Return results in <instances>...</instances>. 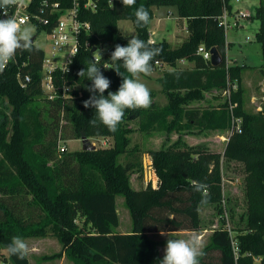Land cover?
Returning <instances> with one entry per match:
<instances>
[{"label": "trees", "instance_id": "trees-1", "mask_svg": "<svg viewBox=\"0 0 264 264\" xmlns=\"http://www.w3.org/2000/svg\"><path fill=\"white\" fill-rule=\"evenodd\" d=\"M46 1L59 3L61 7H71L73 3V0H34L28 10L32 14L40 13ZM141 4L149 11L150 21L158 8L176 7L180 24L187 22L189 35L178 46L167 40L152 43L161 49V54L152 62L153 72L159 70L157 62L172 67L158 79L168 98L167 105L152 101L147 109H126L123 122L113 133L99 121L95 127L90 125L95 110L83 106V101L92 95L88 91L90 84L87 86L86 76L80 77L78 73L94 62L93 47H108L109 52L99 65L111 81L104 95L118 90L122 77L103 65L112 66L110 55L115 45L128 43L129 38L119 29L120 21H131L136 37L149 42V24L144 28L135 24L134 12ZM230 4V0H136L134 6L124 7L121 0L112 6L104 0L96 11L84 12L83 20L91 23V31L81 37L82 48L69 71L54 74L57 96L53 99L42 87L45 52L36 44L37 36L31 52L17 51L0 73V257L3 264H31L29 256L19 260L3 253L14 236L40 238L49 232L59 237L65 257L73 264H156L157 247L148 234L200 231L201 207L206 205H215L219 213H224L225 159L242 162L249 171L247 210L241 216L246 224L237 223L234 235L225 223L217 228L202 250L200 264H214L217 256L218 264H264V103L256 114L242 110L240 85L246 65L228 63L229 42L222 24ZM45 9L44 16L53 22L52 26L56 25L57 16L49 8ZM8 10L12 16L15 8ZM3 17L0 14V19ZM256 19L260 24L257 38L264 63V0L256 8ZM87 42L91 48L86 47ZM201 45L219 52L221 66L214 67L198 53ZM180 61L194 66L181 68ZM117 64L128 75L122 62ZM260 72L264 78V65ZM19 74L22 79L26 75L31 77L26 87ZM230 84L238 85L231 99L218 106L191 107L205 99V93L225 90ZM80 85L84 91L82 96ZM64 86L68 89L65 95ZM150 92L154 98L155 91ZM231 105L234 115L243 121L241 134H231ZM136 120L138 130L145 134L158 129L191 134L192 128H197L202 132L229 131V140L224 153L207 145L190 146L184 135L172 147L146 151L153 159L159 186L153 188L150 183L137 190L131 184V173L139 171L141 166L134 157L141 149L133 147L131 141V123ZM82 137H113L115 145L111 149L59 153L60 142ZM122 157L125 162L121 161ZM192 180L208 185V204L200 205L201 194L193 189ZM118 197L125 199L132 213L134 225L130 233L117 231ZM80 222L85 224L81 227Z\"/></svg>", "mask_w": 264, "mask_h": 264}, {"label": "rangeland", "instance_id": "rangeland-1", "mask_svg": "<svg viewBox=\"0 0 264 264\" xmlns=\"http://www.w3.org/2000/svg\"><path fill=\"white\" fill-rule=\"evenodd\" d=\"M261 0H230L229 13L231 28L227 29L226 39L229 42L227 50V61L232 64L246 65L241 75L240 88L242 93V110L245 113L256 114L260 111V107L264 103V79L260 77V69L263 67L262 48L258 42L257 33L260 28L259 21L256 19V8L259 6ZM240 12L247 14L246 17H242L241 20H235L236 16ZM186 21V20H185ZM184 24V22H183ZM26 26L32 27L33 37L37 36L36 44L41 47L48 54L51 52V48L48 40H50L45 30H39L33 24ZM119 29L125 37L131 39L136 37L137 32L131 21L122 20L118 23ZM150 38L155 41L167 40L173 46H178L182 43L181 39L188 37L189 31L187 29V22L184 25L179 23V15L176 7H160L156 10V16L149 23ZM149 38V39H150ZM181 38V39H180ZM247 38L250 40L247 41ZM169 65L159 67L158 71H155L151 76L147 77L141 74L140 81L145 83L150 90L155 91L156 96L152 98V101L160 106H165L168 100L167 96L162 93L159 88V80L157 77L162 74L163 70L169 69ZM263 80V82H261ZM91 86V81L86 80ZM81 96L84 94L82 85L78 86ZM160 89V88H159ZM236 89L235 91H237ZM214 91V90H213ZM213 91L208 93H213ZM224 90H218L213 93L217 98H221V103H224L227 99L223 94ZM212 106V105H210ZM205 107V106H204ZM231 108V107H230ZM234 111V108H233ZM133 133L131 134L132 146H138L141 152L135 153L137 161L141 162L140 170H134L131 173V184L135 189L146 188L147 184L151 182L154 188L158 186L159 176L156 172V168L152 157L146 152L149 150H158L162 147H169L178 140L180 135H185L187 132H168L166 130H156L150 134H145L138 130L139 121L136 120L131 123ZM191 136V135H190ZM183 137V138H184ZM202 139H208L207 142H198L199 145H207L208 148L224 153L227 147L226 142H216L214 132H204L200 136ZM186 137L184 138V140ZM89 140L96 145L97 149H111L114 147L115 142L113 137H89ZM189 141V140H188ZM191 141V140H190ZM63 145H66V152H76L83 150V144L80 139H67L62 141ZM190 143V142H189ZM188 144V142H187ZM172 147V146H170ZM122 162H125L124 158H120ZM149 159L152 163L150 164ZM134 160V159H133ZM155 173L157 174L156 182ZM223 183H224V213H219L215 205H206L201 207V230L197 232L181 231V232H162L157 234H148L149 238L156 244L158 263L163 258L164 250L166 247L167 239L174 238H188L193 233L198 234L203 249H205L211 241L213 232L219 228L222 224L232 232H235L233 228L237 223L245 225L246 223L241 220V216L246 213L247 201H246V179L249 176V171L246 170L244 163L235 160H224L223 162ZM155 182V183H154ZM118 213L120 216V225L117 231L122 233H130L133 231V218L130 209L128 208L126 201L123 197L117 198ZM232 209V213L231 210ZM233 220V221H232ZM85 223L80 222L82 227ZM89 226L87 225V228ZM168 234V235H167ZM30 248L29 259L31 264H73L69 259L65 257L63 244L57 235L49 232L47 236L40 238H28L24 239ZM3 253L7 255L6 250ZM214 264H218V256L213 261ZM0 264L2 258L0 257Z\"/></svg>", "mask_w": 264, "mask_h": 264}, {"label": "clouds", "instance_id": "clouds-1", "mask_svg": "<svg viewBox=\"0 0 264 264\" xmlns=\"http://www.w3.org/2000/svg\"><path fill=\"white\" fill-rule=\"evenodd\" d=\"M121 2L124 7H132L136 4V0H121ZM19 3L20 0H0V14L7 17L0 19V73L14 59L17 51L31 52L34 49L32 27L22 26L16 18L7 13L8 8L17 6ZM134 15L138 28H144L149 24V11L143 4L136 8ZM160 54L161 49L152 46L151 41L146 43L135 36L128 40L126 46L115 45L110 55L112 66L103 65V67L113 69L122 77V83L116 92L109 91L107 96L104 93L110 88L111 81L101 71L98 61L89 63L86 69L78 73L80 77L86 76L91 81L88 91L92 95L83 101L84 108L91 107L95 110V118L89 120L90 125L95 127L99 121L110 132L115 133L118 125L123 122L126 109L134 111L151 106L150 89L140 81V76L152 74V62ZM117 61L122 62L128 75L120 71ZM191 185L201 194L200 205L208 204V185L196 180H192ZM202 248V241L195 233L188 238H168L159 264H200L199 258L204 255ZM6 251L10 256L24 260L29 255L30 248L21 236L16 235L6 245Z\"/></svg>", "mask_w": 264, "mask_h": 264}, {"label": "built area", "instance_id": "built-area-1", "mask_svg": "<svg viewBox=\"0 0 264 264\" xmlns=\"http://www.w3.org/2000/svg\"><path fill=\"white\" fill-rule=\"evenodd\" d=\"M34 0H20L19 5L13 6L11 8H15L14 13L11 17L17 19V21L22 25L26 26L28 24H33L37 27V29L45 30L48 34L50 40H48L51 52L48 54L45 52V57L43 61L42 68V87L45 93H47L50 98H55L57 96V86L55 84L54 74L57 71H61L62 73L69 71V66L74 62L76 56L79 54L82 48V40L81 37L85 33H89L91 31V23L89 21L83 20L84 12L88 11H96L99 5L104 0H73L71 7H61L59 3L49 4L48 1L44 2V7L40 9V13L32 14L28 10L30 5ZM108 5L112 6L116 0H105ZM240 1V0H237ZM50 9V13L52 15L57 16L56 25L52 26L53 22L45 17L46 9ZM10 10L7 9V13L9 14ZM247 14L244 12H240L238 16H236V22L241 20L242 17H246ZM230 15L227 11H225L222 17V24L224 28L230 29ZM49 28H51L49 30ZM250 39L247 38V41ZM152 43L155 42L151 37L149 39ZM87 48H91V44L89 42L86 43ZM95 47L92 48V51ZM97 48V47H96ZM109 52V48H97L95 52H93L94 61H98L99 65L102 58ZM198 53L204 57L206 61H211L212 53L211 50H207L203 45H201L198 49ZM106 65V64H104ZM156 65L158 67L163 66L164 64L157 62ZM104 68V67H103ZM19 78L23 86H27L28 83L31 82V77L29 75L25 76V79L21 78L19 74ZM238 89L237 84H230L224 91L223 94L228 99H231L232 91ZM67 87H63L62 91L65 95L67 92ZM81 96V93H80ZM262 110V106L260 107ZM232 111V133L243 132V121L241 118H238L234 115L233 106L231 105ZM67 148L66 145H63V142H60L59 145V153H66ZM151 157V156H150ZM152 161H150V164ZM157 174L155 173V178L157 179ZM155 180V179H153ZM155 180V182H156ZM154 182V183H155ZM149 182L148 184H150ZM147 184V185H148ZM152 184V183H151ZM153 186V184H152ZM159 186V180H158ZM157 186V188H158ZM155 186H153L154 188ZM235 249H237V245L234 244Z\"/></svg>", "mask_w": 264, "mask_h": 264}, {"label": "crops", "instance_id": "crops-1", "mask_svg": "<svg viewBox=\"0 0 264 264\" xmlns=\"http://www.w3.org/2000/svg\"><path fill=\"white\" fill-rule=\"evenodd\" d=\"M184 22V24H186V21H183ZM183 22L180 24L181 26L182 25H184L183 24ZM180 23V22H179ZM181 39V38H180ZM185 39V38H184ZM184 39H181L182 41L184 40ZM154 40V39H153ZM156 42V41H155ZM229 64H232V63H230V62H228ZM164 65H166V64H164ZM164 65L163 66H161V67H164ZM179 67H181V68H189V67H193L194 66V63H191V62H187V61H180L179 62ZM160 67V68H161ZM170 69H172V67H170L169 69H165V70H163V72H162V74H160L158 77H157V80L160 78V77H162V75H163V73H164V71H166V70H170ZM152 73H154V72H152ZM151 76V75H150ZM147 77H149V76H147ZM260 77L262 78V76L260 75ZM264 79V78H263ZM261 82H263V80L261 81ZM159 84V88L157 89V90H160L161 92H162V85L160 84V83H158ZM151 91V90H150ZM214 92H216V90H214L213 91V93ZM163 93V92H162ZM213 93H205V99H203V100H201V101H196L195 103H193V104H191V107L193 106V107H200V106H202V107H210V105H212V106H218V105H220V103L219 102H221L220 100H221V98H217V97H215L214 95H213ZM165 94V93H164ZM167 103H168V100H167V102H166V105H167ZM222 104V103H221ZM211 132H214L215 133V137H216V142H219V141H221V142H228V140H229V134H230V132L229 131H225V132H220V131H211ZM202 133H204V132H202V131H200L199 129H197V128H192V132H191V134H186L185 135V137H186V139H185V141L186 142H188V144L190 145V146H198L197 144H198V142H207V141H209L208 139H202L200 136L202 135ZM191 135V136H190ZM184 137V138H185ZM189 140V141H188ZM191 140V141H190ZM190 142V143H189ZM149 161H151V159H149ZM156 180V179H155ZM150 234H157V233H150Z\"/></svg>", "mask_w": 264, "mask_h": 264}, {"label": "water", "instance_id": "water-1", "mask_svg": "<svg viewBox=\"0 0 264 264\" xmlns=\"http://www.w3.org/2000/svg\"><path fill=\"white\" fill-rule=\"evenodd\" d=\"M2 19H6L5 17H3ZM35 41V37H33V42ZM97 50V48L95 47L93 49V52H95ZM211 53H212V59H211V64L214 67H219L222 64V58L219 54V52L216 49H211ZM82 144H83V150L85 151H94L97 149L96 145L93 144L89 138L86 137H82L81 138Z\"/></svg>", "mask_w": 264, "mask_h": 264}, {"label": "bare ground", "instance_id": "bare-ground-1", "mask_svg": "<svg viewBox=\"0 0 264 264\" xmlns=\"http://www.w3.org/2000/svg\"><path fill=\"white\" fill-rule=\"evenodd\" d=\"M235 64V63H234Z\"/></svg>", "mask_w": 264, "mask_h": 264}]
</instances>
